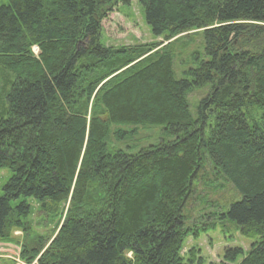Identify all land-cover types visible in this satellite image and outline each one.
<instances>
[{
  "label": "trees",
  "instance_id": "1",
  "mask_svg": "<svg viewBox=\"0 0 264 264\" xmlns=\"http://www.w3.org/2000/svg\"><path fill=\"white\" fill-rule=\"evenodd\" d=\"M120 1L0 5V244L21 264H264V0H137L152 42L112 48ZM140 126L156 144H129ZM231 228L247 251L182 254Z\"/></svg>",
  "mask_w": 264,
  "mask_h": 264
},
{
  "label": "rangeland",
  "instance_id": "2",
  "mask_svg": "<svg viewBox=\"0 0 264 264\" xmlns=\"http://www.w3.org/2000/svg\"><path fill=\"white\" fill-rule=\"evenodd\" d=\"M127 2L124 5V2ZM6 0H0V5H6ZM103 28V39L105 40V45L108 47H136L138 45H145L152 42V37L149 33V29L146 26L143 19V11L138 4L137 0H122L118 2L110 12L106 19L102 21ZM158 42L160 39L157 40ZM201 43L200 36L194 37L189 46L185 48L181 56L176 55L173 59V70L177 79H181V73L190 67V61L186 58L190 51L194 52L198 47V44ZM167 43H164V45ZM177 53V51H176ZM187 54V56H186ZM207 92L206 90H198L189 94L188 102L190 104L191 112H195V106L197 102L204 96ZM159 126H140L137 127L138 135L135 138L136 141L129 143L131 145H136L137 148L147 145H154L159 140L160 135ZM128 143L121 145V148L127 146ZM208 166L205 169V173H208ZM209 176V175H207ZM10 178V171L8 169H0V197L2 195V187ZM223 182V181H222ZM222 182L217 181L214 183L217 185ZM230 187V186H229ZM198 188V192H202L200 196L202 198L207 197V201L216 204L222 201L230 200L234 198V193L230 188H226L223 192L211 193L210 189L201 190ZM197 192V193H198ZM238 194V193H237ZM236 194V195H237ZM239 195V194H238ZM237 195V199H240V195ZM200 201L197 200L193 202L194 209L197 211L200 209ZM221 204V205H222ZM210 211H213L211 209ZM192 221L196 223L199 222L197 213L192 214ZM199 226V224H197ZM40 231H42L39 228ZM231 235V238L229 237ZM251 241L241 237L238 233H235L232 228L226 233L225 237L218 233L203 234L196 241L192 239H187L184 244V249L182 254L188 251L189 248H198L200 256L205 259L206 262H218L220 260L222 251L226 247H240L243 251H247ZM18 251L15 247H12L7 244H0V264H21L17 262Z\"/></svg>",
  "mask_w": 264,
  "mask_h": 264
},
{
  "label": "bare ground",
  "instance_id": "3",
  "mask_svg": "<svg viewBox=\"0 0 264 264\" xmlns=\"http://www.w3.org/2000/svg\"><path fill=\"white\" fill-rule=\"evenodd\" d=\"M202 179H203V177H202ZM192 185H193V184H192ZM202 185H203V184H202ZM190 193H191V192H190ZM192 193H193V192H192ZM192 193H191V194H192ZM186 200H187V199H186Z\"/></svg>",
  "mask_w": 264,
  "mask_h": 264
}]
</instances>
